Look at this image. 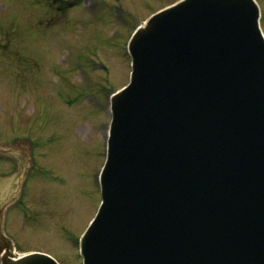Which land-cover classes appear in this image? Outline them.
Instances as JSON below:
<instances>
[{
	"label": "water",
	"instance_id": "95a60500",
	"mask_svg": "<svg viewBox=\"0 0 264 264\" xmlns=\"http://www.w3.org/2000/svg\"><path fill=\"white\" fill-rule=\"evenodd\" d=\"M87 264H264V41L252 0H185L133 41ZM1 236V235H0ZM3 242H0V250ZM3 264H56L43 254Z\"/></svg>",
	"mask_w": 264,
	"mask_h": 264
},
{
	"label": "rangeland",
	"instance_id": "374dc122",
	"mask_svg": "<svg viewBox=\"0 0 264 264\" xmlns=\"http://www.w3.org/2000/svg\"><path fill=\"white\" fill-rule=\"evenodd\" d=\"M48 1L0 0V148L19 154L15 163L0 157V181L20 180L24 189L8 217L16 251L82 264L78 235L101 200L102 91L129 80L126 44L134 27L177 0H89L81 8V0ZM46 2L47 12L63 5L61 14L47 13ZM19 139L25 141L13 144Z\"/></svg>",
	"mask_w": 264,
	"mask_h": 264
}]
</instances>
